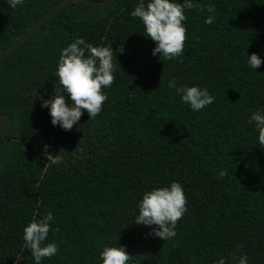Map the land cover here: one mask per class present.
Returning <instances> with one entry per match:
<instances>
[{
  "label": "trees",
  "instance_id": "16d2710c",
  "mask_svg": "<svg viewBox=\"0 0 264 264\" xmlns=\"http://www.w3.org/2000/svg\"><path fill=\"white\" fill-rule=\"evenodd\" d=\"M60 1L12 9L0 0V52ZM138 2L70 3L0 60V112L12 118L0 137V264H36L23 229L48 212L46 242L58 252L40 264H101L105 245L125 246L127 264H233V254L264 264V146L249 123L264 113V0H192L205 7L185 10L184 54L172 60L152 54L155 42L131 16ZM77 37L124 52L114 56L102 111L94 119L84 111L65 131L41 97L61 87L60 51ZM173 79L207 88L214 102L191 110L168 87ZM45 144L61 163L48 164ZM172 181L187 211L174 237L148 236L152 226L134 222L137 205L145 190Z\"/></svg>",
  "mask_w": 264,
  "mask_h": 264
},
{
  "label": "clouds",
  "instance_id": "9594fccd",
  "mask_svg": "<svg viewBox=\"0 0 264 264\" xmlns=\"http://www.w3.org/2000/svg\"><path fill=\"white\" fill-rule=\"evenodd\" d=\"M10 8L15 9L22 5L23 0H6ZM205 6L193 3L192 0H139L131 16L139 18L144 26V35L155 42L152 54L172 60L184 54L186 41V27L183 21L187 19L186 9H203ZM207 11H215L212 5H207ZM213 16H208L205 23L212 24ZM117 51L124 52L123 45L116 51L111 45L94 46L86 42L82 37L75 38L60 51L57 62L56 75L61 87H54V94L48 99L42 100V107L49 109L51 122L59 125L65 131L71 130L78 124L84 111L89 119H94L102 111L103 104L107 100L104 89L110 88L115 81L114 56ZM248 64L257 69L262 60L258 54L248 55ZM168 87L174 88L183 103L190 106L191 110L199 111L214 102V97L207 88L199 86L180 85L175 80L168 82ZM65 93L69 98L66 100ZM70 100V102H69ZM255 122V130L258 131L260 146H264V113L255 111L249 118V123ZM45 144L43 155L47 157L48 164L61 163V156L53 155ZM262 148V147H261ZM187 198L183 187L179 182L172 181L167 186L155 187L145 190L139 201L138 215L134 222L137 224L152 226L148 236L159 237L167 240L176 235V225L187 211ZM53 214L48 212L41 218L33 219L23 229V239L26 249L30 250L36 264H40L43 258H50L57 254L58 245L55 242H46L50 232V221ZM242 247V246H237ZM131 256L125 246H107L100 252L101 264H127ZM233 264H248L246 254L232 256ZM215 264H226L221 257Z\"/></svg>",
  "mask_w": 264,
  "mask_h": 264
},
{
  "label": "water",
  "instance_id": "95a60500",
  "mask_svg": "<svg viewBox=\"0 0 264 264\" xmlns=\"http://www.w3.org/2000/svg\"><path fill=\"white\" fill-rule=\"evenodd\" d=\"M73 2H83L95 7H105L109 4L110 0H62L57 5L51 7V9L41 16H39L22 35L13 43L4 48L0 52V60L14 51L19 45L23 44L27 38L48 18L60 11L65 6ZM12 128V118L6 112H0V137H4Z\"/></svg>",
  "mask_w": 264,
  "mask_h": 264
}]
</instances>
